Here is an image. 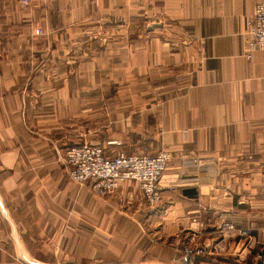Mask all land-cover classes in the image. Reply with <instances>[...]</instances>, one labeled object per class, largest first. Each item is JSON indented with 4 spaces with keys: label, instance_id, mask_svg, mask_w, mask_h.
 Listing matches in <instances>:
<instances>
[{
    "label": "crops",
    "instance_id": "crops-1",
    "mask_svg": "<svg viewBox=\"0 0 264 264\" xmlns=\"http://www.w3.org/2000/svg\"><path fill=\"white\" fill-rule=\"evenodd\" d=\"M259 2L0 0V264H264ZM83 144L167 151L161 203L71 181Z\"/></svg>",
    "mask_w": 264,
    "mask_h": 264
},
{
    "label": "built area",
    "instance_id": "built-area-1",
    "mask_svg": "<svg viewBox=\"0 0 264 264\" xmlns=\"http://www.w3.org/2000/svg\"><path fill=\"white\" fill-rule=\"evenodd\" d=\"M33 1L45 0H21L24 7L30 6ZM249 33L251 41L245 57L252 61L255 53L264 52V0L257 4ZM35 34L42 35L43 32L37 30ZM109 144L121 146L117 141ZM170 160L171 156L167 151L151 154L146 146L138 154L118 152L112 156L104 147L86 144L70 146L63 158L66 176L83 187L92 184L99 197L114 193L123 182H134L138 184L143 198L151 207L158 206L162 201L161 182ZM226 229L235 231L231 226ZM237 233L241 238L250 237L247 230H238ZM213 254V251L202 247L185 251L186 258L190 260Z\"/></svg>",
    "mask_w": 264,
    "mask_h": 264
}]
</instances>
